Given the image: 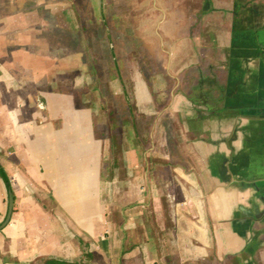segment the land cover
<instances>
[{
	"label": "crops",
	"instance_id": "crops-1",
	"mask_svg": "<svg viewBox=\"0 0 264 264\" xmlns=\"http://www.w3.org/2000/svg\"><path fill=\"white\" fill-rule=\"evenodd\" d=\"M201 1L188 36L208 37L206 59L198 76H168L166 106L152 94L149 133H165V154L124 145L129 175L109 169L111 138L74 95L55 79L39 94L38 53L22 69L0 61V162L14 198L0 264H264V0ZM165 112L181 117L178 136ZM8 205L0 176V225Z\"/></svg>",
	"mask_w": 264,
	"mask_h": 264
},
{
	"label": "rangeland",
	"instance_id": "rangeland-1",
	"mask_svg": "<svg viewBox=\"0 0 264 264\" xmlns=\"http://www.w3.org/2000/svg\"><path fill=\"white\" fill-rule=\"evenodd\" d=\"M206 6L201 0H0V61L7 65L13 57L22 69L20 63L33 60L27 55L38 53L36 73L44 77L39 94L48 90L47 79L51 83L55 79L56 87L74 95L78 106L95 120L97 136L111 138L109 169L117 176L129 175L125 165L131 167L132 158L130 152L125 158L124 145L129 144L116 97L127 91L133 104L144 100L142 110L149 114L141 126L145 133L141 142L150 153L163 156L165 133L156 131L152 138L149 133L156 125L153 115L158 114L152 94L164 93L162 108L170 93L168 76L181 80L186 69V74L198 76L208 37L201 41L188 34L194 20L208 11ZM3 46H7L5 53ZM13 48L17 55L12 54ZM115 61L125 73L124 81L117 78ZM139 62L145 74L158 73L156 81L147 84ZM20 69L14 72L20 75ZM164 121L169 123L167 118ZM174 125L178 136L181 117ZM158 188L163 190L161 183Z\"/></svg>",
	"mask_w": 264,
	"mask_h": 264
},
{
	"label": "trees",
	"instance_id": "trees-1",
	"mask_svg": "<svg viewBox=\"0 0 264 264\" xmlns=\"http://www.w3.org/2000/svg\"><path fill=\"white\" fill-rule=\"evenodd\" d=\"M110 39L112 38L111 35L109 36ZM115 65L117 68V78L120 81H124V76L125 73L123 72V69L121 68L120 64L118 62L115 61ZM140 65V69L142 70L146 81L149 83L150 85V81H153L157 78V72H149V75L145 74V68L144 66L139 62ZM152 65V64H151ZM151 65H146L148 70H154ZM151 74V75H150ZM153 84H151L152 87ZM116 101L119 104L117 107V112H119V114L122 116L121 118L122 120V126L124 128V132L123 134L125 135V141L128 142L129 146L131 147H136V145L138 144V142H141V136L142 134L145 135V133L142 132L141 126L143 124V121L146 119V115H142L136 104H133V102L131 101V98L129 97L127 91H125V93H123L120 96L116 97ZM111 113H115L114 109L111 110ZM167 113L165 112L163 114L164 118H167ZM169 119V118H167ZM168 123V122H167ZM174 121L171 120V122L169 121V126H170V130L173 131L175 129V125H174ZM149 135V134H148ZM172 135V133H171ZM170 135V136H171ZM194 136V135H193ZM0 176L3 179L7 189L9 192L13 193L12 187H11V180L10 177L7 173V170L5 169L4 165L0 162ZM43 264H68L66 261L61 260V259H57V258H48L46 259ZM75 264H83L81 262L75 263Z\"/></svg>",
	"mask_w": 264,
	"mask_h": 264
},
{
	"label": "water",
	"instance_id": "water-1",
	"mask_svg": "<svg viewBox=\"0 0 264 264\" xmlns=\"http://www.w3.org/2000/svg\"><path fill=\"white\" fill-rule=\"evenodd\" d=\"M14 208V198L12 192H9V205H8V212L6 215L5 220L1 223L0 228L4 227L10 220L12 212Z\"/></svg>",
	"mask_w": 264,
	"mask_h": 264
}]
</instances>
